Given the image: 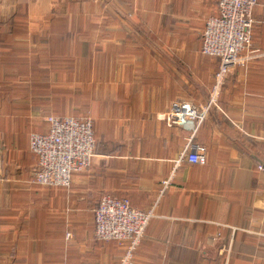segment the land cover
<instances>
[{"label": "crops", "instance_id": "0c3cea01", "mask_svg": "<svg viewBox=\"0 0 264 264\" xmlns=\"http://www.w3.org/2000/svg\"><path fill=\"white\" fill-rule=\"evenodd\" d=\"M72 1L0 0V52L11 51L14 36L28 53V38L51 27L54 7ZM79 1L96 6L90 16L101 25L114 11L106 27L127 42L102 47L95 94L108 103L90 112L99 147L70 187H39L29 130L8 127L0 112V264L57 260L51 243L72 245L60 255L69 264H264V0L253 9L250 58L231 67L194 136L206 147L204 163L183 156L191 131L166 115L177 100L198 106L212 95L219 58L202 52V32L219 0ZM73 192L82 202H70ZM105 194L153 212L135 249L129 240H96L97 207L85 205ZM80 210L87 223L61 226L58 214Z\"/></svg>", "mask_w": 264, "mask_h": 264}, {"label": "built area", "instance_id": "2783aa9c", "mask_svg": "<svg viewBox=\"0 0 264 264\" xmlns=\"http://www.w3.org/2000/svg\"><path fill=\"white\" fill-rule=\"evenodd\" d=\"M258 0H219L218 13L206 20L203 31L204 54L219 58L216 83L206 104L177 100L166 117L190 129L183 156L192 163L206 161V147L194 136L207 117L221 83L231 67L250 58L254 26L253 9ZM45 131L30 134L29 147L36 156L33 182L38 186L69 187L75 173L88 168L96 153L91 118L49 115ZM184 122H188L187 124ZM153 215L132 207L127 198L105 194L95 209V237L101 240H129L136 245Z\"/></svg>", "mask_w": 264, "mask_h": 264}, {"label": "rangeland", "instance_id": "374dc122", "mask_svg": "<svg viewBox=\"0 0 264 264\" xmlns=\"http://www.w3.org/2000/svg\"><path fill=\"white\" fill-rule=\"evenodd\" d=\"M89 8L90 6H84V9L86 10ZM47 24H51L50 26L52 27L57 26V22H54L52 20H46V25ZM6 38L7 40L9 39L7 36ZM34 39L35 38L28 39L29 44L27 47L30 50L28 53H23L19 49H14L9 58L8 55L6 56V58L3 54L0 56V58H4L5 61L10 58H12L13 61V67L11 69H8L6 67L2 68L0 75H3L5 68L7 69L5 71L8 73L26 71V68H20L21 62L26 61V59L29 67H31V64L34 61H37L36 56H39V58L40 56H44L46 60L42 64L39 63V65L44 70V78L41 79L48 81V83L38 84L33 81V76H36V71L31 70L29 74L21 75V77L27 79V82H14V93H11L13 101H0V112L6 114L4 117L6 118L7 126H12L13 130L17 128V132H23V134L26 132V130H29V133L27 132L29 136L32 131H40L39 128L43 125L44 122H47V117L51 114H55V109L61 108L62 106L64 107L65 100H67L70 105L73 106V109H75L77 116H89L93 120V117L90 114L93 106H106V104L108 103L106 102V100H102L100 98L99 92L97 93V95L95 94L96 88L98 90L101 87V84L99 82L102 71L101 61L106 60V56L104 55V53L102 54L98 51V49L100 48L102 43V46L104 47L106 43L108 45L113 42H118L117 37H114L112 40L108 38L104 41L103 38L95 36L88 38L76 37L73 38L72 43H68L66 45H63V43L65 42L62 41L63 37L59 36H46L44 38H39L41 41H45V43L41 45H38L41 42L37 43V45L33 43L35 41ZM20 40V37L13 36V46L14 43H17ZM48 42L50 43V45L48 44ZM84 42H86L87 44L89 43L92 48V52L81 53L77 52L76 49H72L74 46H82ZM70 44H72L73 47H68V49H72V52H65L64 49L67 45ZM23 47L25 46L23 45ZM111 55L112 54H108L109 57ZM113 55L116 56V54ZM50 58L54 59V61L50 62ZM64 59H72V63L68 64L67 62L62 61ZM33 65L34 64H32V66ZM30 69L31 68H28V70ZM92 81H96L97 85L92 83ZM91 89H93L92 94L90 93ZM61 93H64V95H69L72 93V96L65 98ZM87 102L88 109L86 106ZM3 130L5 132L8 131V129ZM107 137L112 138V140L118 137V140L126 139L129 141L133 139V134L130 133L127 137L121 138L119 137L118 133L115 134L112 132H108ZM96 144L98 148L97 138ZM85 170L81 172H85ZM43 188L60 190L64 189L65 187L45 186Z\"/></svg>", "mask_w": 264, "mask_h": 264}, {"label": "trees", "instance_id": "16d2710c", "mask_svg": "<svg viewBox=\"0 0 264 264\" xmlns=\"http://www.w3.org/2000/svg\"><path fill=\"white\" fill-rule=\"evenodd\" d=\"M84 6L85 5L79 0H73L69 5L55 6L54 9L52 10V13L49 14L48 19H50L54 22H57V26H54V27L51 26L49 29L45 30L43 34L33 36V37H29L28 39L35 38L34 39L35 41L33 43H35L37 45V43L41 42L40 44H38V45H41V44L45 43V41L44 40L41 41L39 38H44L46 36H48V37L59 36V37H63L62 41H65L63 43V45H66L68 43H72L73 38H76V37L88 38V37H94L95 36V37L103 38V41L105 39H108V38H110L112 40L114 37H117L118 42L114 43L112 41L113 43H110L108 45L106 43L105 46L111 47V46H117V44L127 45V42H124L126 40V37L119 35L120 32L117 29L111 28L110 26H109V28L106 27V25L116 23L114 21V18L112 17L115 15L114 11L109 10V12H108L109 17L107 18L108 21H106V23L104 25H101L100 23H102V22L92 21V18L90 16V13L95 9L96 6L90 4V8L88 11L86 9H84ZM218 7L219 6L217 5V9L215 12L216 14L218 13ZM58 13H59L60 17L55 19V16ZM60 23H62V24H60ZM0 34L2 35V33H0ZM202 34H203V32H202ZM12 38L10 40V44H12L11 45L12 46L11 51H8V52L5 51L2 53L0 52V56L3 54L4 57L6 58V56L8 55V58H9V56H11L10 54L13 53L14 49L15 50L19 49L23 52L25 47L21 46L19 43H14V46H13ZM1 39H2V37H0V40ZM5 42L8 43L9 40H7V38H5ZM48 44L50 45L49 42H48ZM102 44H101L100 48L98 49V51L101 53H102V47H103ZM68 47L71 48V47H73V45L72 44L67 45L66 48L64 49L65 52H72V49H74V50L76 49L77 52H81V53L92 52L91 46L89 45V43L87 44L86 42H84L82 44V46H80V47L74 46L72 49H70V48L68 49ZM104 47H103V49H104ZM37 48H40V47H37ZM23 53H26V52H23ZM104 55L106 56V53H104ZM36 59H37V61H34L32 63L34 65L32 66V64H31V67H29L27 59H26V61L21 62L20 68L24 67V68H26V71H17L16 73H12V72L8 73L5 70H7L6 68L11 69L13 67L12 58L8 59L7 61H5L4 58H0V72H1L2 68L6 67L4 72H3V75H0V77L2 78V83L0 84V101H7V100L13 101V97H11V93H14V82H16V83H22L23 81L27 82V79L21 77V75L22 74L23 75L29 74V72L31 70L36 71V76H33V81H35L38 84L48 83V81L41 79V78H44V76H43L44 70L39 65V63L42 64L46 60H45L44 56H40V58H39V56H36ZM49 61L52 62V61H54V59L50 58ZM62 61L67 62L68 64L72 63V59H64ZM28 68H31V69L28 70ZM61 94H63V97H65V98L72 96V93L69 95H66V94L64 95V93H61ZM86 106L88 109V102L86 103ZM55 112L56 113L52 114V115H57L61 118L65 117V116H69V115H76V111L73 109V106L70 105V103L67 100H65L64 107L62 106L61 108L55 109ZM1 113H2V116L6 115L3 112H1ZM57 113H59V114H57ZM204 120H203V122H204ZM203 122L201 123V125H203ZM201 125L199 126V128L201 127ZM199 128H198V130H199ZM198 130H197V132H198ZM134 135H137V134H134ZM97 149L98 148H97V144H96V150ZM83 195L84 194H80V193L79 194L78 193L75 194L74 192L71 193V197H70L71 201L70 202L75 201V200L77 202H82L81 201L82 199H80V198ZM116 197H118V196H116ZM122 198H124V197H122ZM100 199L101 198H99L95 203H91V202L87 203L85 206L88 207L91 204L92 206H94L96 208L98 206ZM131 206L134 207V205L132 203H131ZM74 212L76 213V215H74ZM48 216H50L51 218H54L53 215H48ZM77 216H79V217H77ZM57 217L61 218V226L64 225L63 222L65 223L66 221H68L67 218H69V220H71L73 224L87 223V219H88L87 213L83 210L82 211L80 210V211L65 212V215L63 213H60L57 215ZM57 225H59V222ZM94 230H95V225H94ZM96 240L101 241V242H113V243L122 242V241H118V240H101L98 238H96ZM140 242H141V239L138 241L137 245L133 249H135L140 244ZM54 246H55V248H53ZM70 246H72V245H68V244L66 245V244L61 243V244L56 246L55 244L52 245V243H51L50 247H49L50 252H52L55 255L56 254L59 255V258L57 260L48 261L46 264H67V263L69 264L70 263L69 258H61L60 255H62L63 253L68 254V253L74 252L75 251L74 248L70 247Z\"/></svg>", "mask_w": 264, "mask_h": 264}]
</instances>
